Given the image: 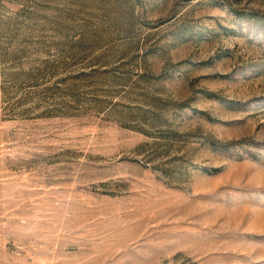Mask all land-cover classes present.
Here are the masks:
<instances>
[{"label":"rangeland","instance_id":"rangeland-1","mask_svg":"<svg viewBox=\"0 0 264 264\" xmlns=\"http://www.w3.org/2000/svg\"><path fill=\"white\" fill-rule=\"evenodd\" d=\"M0 264H264V0H0Z\"/></svg>","mask_w":264,"mask_h":264}]
</instances>
